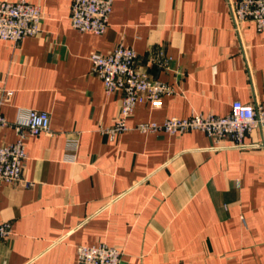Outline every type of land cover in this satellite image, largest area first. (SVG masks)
<instances>
[{
	"label": "crops",
	"instance_id": "obj_1",
	"mask_svg": "<svg viewBox=\"0 0 264 264\" xmlns=\"http://www.w3.org/2000/svg\"><path fill=\"white\" fill-rule=\"evenodd\" d=\"M28 1L41 30L0 39V85L13 91L0 109L11 122L47 111L51 124L27 139L23 180L0 186V220L12 223L0 264H77L79 245L101 242L120 264H264V133L233 145L135 128L224 116L237 100L264 110V30L236 26L231 0H113L103 34L72 26V0ZM119 43L171 92L156 109L139 102L111 139L100 127L115 123L122 93L105 90L91 55ZM15 139L12 126L0 132V144Z\"/></svg>",
	"mask_w": 264,
	"mask_h": 264
},
{
	"label": "built area",
	"instance_id": "obj_2",
	"mask_svg": "<svg viewBox=\"0 0 264 264\" xmlns=\"http://www.w3.org/2000/svg\"><path fill=\"white\" fill-rule=\"evenodd\" d=\"M113 0H72L70 21L81 32L103 34L109 25ZM231 15L236 26L252 21L258 30H264V0H231ZM41 8L28 0L0 2V39L18 43L24 37L41 30ZM137 52L122 43L106 54L91 55L92 72L103 81L107 92L120 91L122 100L119 114L112 126L100 130L111 139L129 129L128 119L139 102L146 101L154 109L162 106L163 96L171 92L165 82L137 68ZM0 107L13 95L11 89L0 85ZM51 118L47 111L30 109L25 117L8 121L0 109V132L6 126L16 131V139L0 144V186L2 183L22 181V173L28 160L26 141L30 136L50 130ZM141 132H165L176 135L199 129L216 141L228 137L233 145L243 143L244 137L259 129L264 133V110L251 103L234 101L227 115L193 112L187 117H169L162 122L144 121L135 127ZM26 186L31 185L25 182ZM12 233L11 221L0 220V237ZM121 251L101 242L95 245H79L77 264H120Z\"/></svg>",
	"mask_w": 264,
	"mask_h": 264
}]
</instances>
